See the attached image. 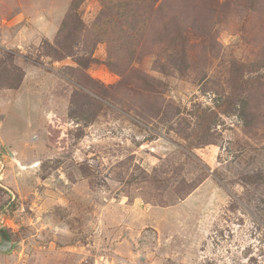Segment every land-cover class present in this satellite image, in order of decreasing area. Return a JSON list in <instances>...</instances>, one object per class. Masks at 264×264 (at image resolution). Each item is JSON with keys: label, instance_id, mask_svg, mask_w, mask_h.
I'll use <instances>...</instances> for the list:
<instances>
[{"label": "rangeland", "instance_id": "1", "mask_svg": "<svg viewBox=\"0 0 264 264\" xmlns=\"http://www.w3.org/2000/svg\"><path fill=\"white\" fill-rule=\"evenodd\" d=\"M0 228V264H264V0H0Z\"/></svg>", "mask_w": 264, "mask_h": 264}, {"label": "water", "instance_id": "2", "mask_svg": "<svg viewBox=\"0 0 264 264\" xmlns=\"http://www.w3.org/2000/svg\"><path fill=\"white\" fill-rule=\"evenodd\" d=\"M0 237H1V243H0V253H10L13 248L14 244L10 240V237L5 229L0 228Z\"/></svg>", "mask_w": 264, "mask_h": 264}]
</instances>
